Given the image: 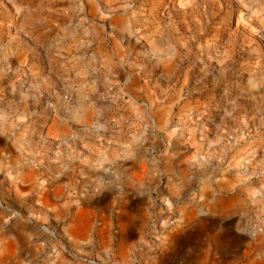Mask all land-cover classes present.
I'll return each mask as SVG.
<instances>
[{"label":"rangeland","instance_id":"1","mask_svg":"<svg viewBox=\"0 0 264 264\" xmlns=\"http://www.w3.org/2000/svg\"><path fill=\"white\" fill-rule=\"evenodd\" d=\"M73 23L97 46L125 36L133 57L116 87L137 88L124 87L130 127L160 159L147 178L133 173L147 199L130 208L141 236L123 255L130 171L107 161L56 198L55 184L21 181L32 164L12 153L47 155L91 106ZM102 194L88 236L72 234L75 211ZM11 240L21 245L4 249ZM0 264H264V0H0Z\"/></svg>","mask_w":264,"mask_h":264},{"label":"crops","instance_id":"2","mask_svg":"<svg viewBox=\"0 0 264 264\" xmlns=\"http://www.w3.org/2000/svg\"><path fill=\"white\" fill-rule=\"evenodd\" d=\"M86 26L82 23H73L75 32L72 34V41L69 45L72 53L71 59L79 68L76 74L81 72L83 98L85 102L91 103V106H88V112L75 114L72 120L64 123L61 132L55 131V137L61 140V144L57 142L49 147L50 150L47 151V155L37 158L35 153L23 145H15L12 153L17 157L18 163L22 161L26 164L29 162L32 164L23 171L19 170L21 181L26 184H45L47 182L55 184L52 195L56 198V189L60 185L64 186L66 194L69 191L71 195L70 188L74 184H90L92 174L101 165L107 161H117L125 170L131 172L130 183L133 186L134 195H130L128 200L126 199L122 213L128 221L131 218L130 208L135 204L145 205L147 199L146 193L136 185L139 184L137 177L147 178L154 170L153 165L160 159L156 155L157 150L153 140L149 137H140L130 127L132 113L127 108V101L129 100L123 96L124 87L127 88L129 85L116 87V83L121 82L122 76L125 74L124 69H127V61L133 57L132 50L127 49V45H125V36L121 39H114L112 43H101L97 46L96 42L88 38ZM126 78L128 82L131 80V77ZM141 88L145 89L143 86ZM135 90H137L136 87H128L127 91ZM99 101L103 103L102 107H94ZM181 167L182 165L179 163L174 167V172L178 173L177 178L174 179L177 184L183 180L181 172L184 170H181ZM135 172L137 177L133 175ZM128 185L130 184H126L127 187ZM49 193L51 191H45L40 197L48 199ZM103 198L106 199L107 196L104 197L102 194L92 197L85 202L86 205L88 204L87 206L76 210L87 209L90 222L79 231L71 229L72 234L80 238L88 236L91 223V210L88 206H94V202L99 203ZM91 200L93 201L92 204L90 203ZM221 200L229 201V206L235 199ZM219 201L217 200L216 206ZM187 212L189 211H184L185 214ZM190 212L194 214V210ZM107 225L108 223L103 218L102 225L98 230V235L103 240L111 237L110 227ZM123 226L118 240V244L122 247L118 252L119 255L126 252L130 253L131 248L140 241L141 236V233L130 226L128 222H125ZM240 234L243 235L241 232ZM10 242L2 245L4 249L8 250L11 246L14 249V245L16 249L21 245L18 241L11 240ZM121 260H124L122 256L118 258V261Z\"/></svg>","mask_w":264,"mask_h":264},{"label":"bare ground","instance_id":"3","mask_svg":"<svg viewBox=\"0 0 264 264\" xmlns=\"http://www.w3.org/2000/svg\"><path fill=\"white\" fill-rule=\"evenodd\" d=\"M223 209H225V208H223ZM191 213L192 212H189V214H191ZM88 223H89V211L87 209H84L83 211H80V212L77 211V212H75V215L72 217V220H71L70 225H71V229L73 231H79L80 229H82V227L88 225ZM15 247L16 246L14 245V248Z\"/></svg>","mask_w":264,"mask_h":264},{"label":"built area","instance_id":"4","mask_svg":"<svg viewBox=\"0 0 264 264\" xmlns=\"http://www.w3.org/2000/svg\"><path fill=\"white\" fill-rule=\"evenodd\" d=\"M65 98H66V99H68V96H67V95H65Z\"/></svg>","mask_w":264,"mask_h":264}]
</instances>
